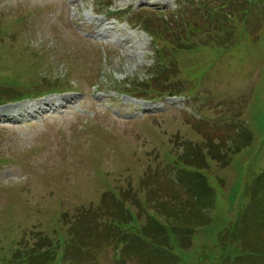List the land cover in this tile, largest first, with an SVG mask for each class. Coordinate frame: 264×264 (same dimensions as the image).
Listing matches in <instances>:
<instances>
[{
  "label": "rangeland",
  "instance_id": "rangeland-1",
  "mask_svg": "<svg viewBox=\"0 0 264 264\" xmlns=\"http://www.w3.org/2000/svg\"><path fill=\"white\" fill-rule=\"evenodd\" d=\"M142 8L162 11L156 22L160 51L141 28L128 24ZM202 8L224 14L213 21L199 15ZM127 9L126 16L115 15ZM168 94L181 98L171 105ZM62 97L72 104L58 112L12 117L15 123L0 118V264L45 241L55 252L48 264H115L116 240L100 246L77 228L89 212L109 239L121 237L119 264L152 262L142 250L176 258L177 264H264V228L254 234L243 225L245 217L259 220L264 213V203L258 208L250 200L264 182V0H0V104ZM153 99V109L145 110L143 103ZM235 115L252 141L226 166L206 160L208 168L199 174L212 192L213 208L209 223L195 229L183 248L184 233L176 234L168 217L191 212H178L182 205L173 202L156 215L152 208L161 203L152 200L168 193L159 184L158 194L149 179L157 173L162 181H180L181 165L171 164L183 145L207 143L190 125L209 120L224 134ZM209 144L217 155L220 143ZM109 199L116 202H105L108 214L101 203ZM112 206L134 216L124 232L114 226L108 231L119 219ZM147 213L162 226L166 249L135 230L145 225ZM254 240L261 243L258 251ZM73 241L85 249L72 251Z\"/></svg>",
  "mask_w": 264,
  "mask_h": 264
},
{
  "label": "trees",
  "instance_id": "trees-1",
  "mask_svg": "<svg viewBox=\"0 0 264 264\" xmlns=\"http://www.w3.org/2000/svg\"><path fill=\"white\" fill-rule=\"evenodd\" d=\"M138 18L139 20H141L143 18V15L142 18L141 17ZM142 25L145 31H147L150 34V36H152V38L155 41V44L159 45L157 41V38L159 37V35L157 34L158 32L157 28L148 22ZM192 127L196 132H198L201 136L204 137V140H206L207 143L202 146L183 145L182 155L178 157L177 160L173 161L174 166L177 167L178 165H181L184 168V170L181 171V175H180L182 181L186 179L188 175H191L190 183L189 185L187 184L186 192H182V188H178L168 181H164V180L162 181V179H158L157 178L158 175L156 174L154 175L153 178L149 179L151 181L153 180V182L148 180L146 182L147 184L145 183V185H148V182H151V186H153L152 188L155 189L158 192V194L160 193V191H162V189L160 188L157 189V185L160 186L159 184H162L164 185V189L166 190V193H168V195L164 197H160L161 195L160 196L158 195L159 197H157L155 200H152L153 202L152 204H154V206L155 204H157V202L161 203L152 208V210L156 212L155 213L156 215H158L159 212L161 211L160 208L162 209L165 207L170 208L173 202L178 203V205L180 204L182 205V208L175 210L178 211L185 208L189 210V212H191V213H187L186 216L185 215L182 216L183 210H181L180 212L178 211L179 213L177 212L178 214H175L176 217L174 216L168 217V219L174 220V223L172 224L175 233L176 234L177 233L181 234L182 232L184 233V236H182L181 244H180L183 248H188L190 246V236L195 229L203 227L209 223V213L213 208L212 192L209 189V187H207L204 177H202L199 174V171L208 168L206 160L210 159L212 161H215L221 166H226L229 163L232 155L238 153L240 150L247 147L252 141L251 133L244 130L245 128H243V130L246 132L245 135L240 136L236 134V132L239 134V130L242 129L241 126L228 127L224 134L220 133V131L218 132L211 131L209 128H206L203 125L200 126V124L197 123L194 124V126L192 125ZM214 139H216L220 143L217 147L218 148V151L216 152L217 155H213L215 152V146H213L212 144H209L207 146L208 141L212 142L214 141ZM187 169L189 172L186 173ZM262 185H264V182ZM262 185L258 186L259 190H257L254 195H251V199H252L251 201L253 204L255 203L257 207H258V203H264V187ZM124 198L126 202L129 201L128 196H125ZM105 202L107 203L110 202L111 204H113L116 201L109 199L108 201H103L101 203V210L109 214L110 209L109 206L105 204ZM174 205L175 203L173 204V207ZM111 210H114L116 212V214L118 215L116 217H118L119 219L115 218L116 226L114 225V223L109 224L108 231L114 229V227L118 228V230L116 229L115 231H123V230L125 231V227L129 223L128 220L134 216L129 211L125 213L128 209L124 212L121 206H112ZM262 215L264 216V213L261 214V217L259 216V220H257L255 216L250 218L245 217L246 222L243 224L244 229L245 230L248 229L250 231L249 226H251L254 234H258V232H260V229L262 228L263 230L264 228V218L262 217ZM93 216L94 215L91 214V212H89L82 219L83 221L82 223H80L82 217L79 218V220L77 221V228L81 231V233H83L84 239L90 240L91 238H93V243L98 242L100 245L103 243H107L109 240H111L108 238L110 235L107 234L106 232L107 229L104 230L100 229L101 225L100 227H96L97 225V223H95L96 218L95 216L94 217ZM162 216L166 217L165 215ZM129 228L131 229V231L134 230L132 225ZM182 228L185 229V231L182 230ZM73 229L74 228L71 227V230ZM99 229L100 232L98 233ZM135 230L140 231L142 233V236L147 242L157 244L159 248L161 247L166 249V244H165V241L167 240V239L165 240L166 234L164 233V230L160 225V223L154 221L153 218L151 219L148 218L145 225L141 227L140 230L138 228ZM103 232H105V235L104 238L101 239L100 236L102 235ZM76 233H78V231ZM91 233L95 234V237H90ZM112 237L114 238L113 240L116 239L118 243L122 242L121 237H116V236H112ZM241 239L242 242L244 243L248 242L243 238ZM239 240H238V245L240 244ZM254 242L259 244V240L258 241L254 240ZM93 243L91 244L93 245ZM260 244L254 246L255 247L254 250L258 251L257 249H260ZM92 245H89L88 248H90ZM80 247L81 245H78L77 243L74 242V247L72 251L74 250L80 251L81 250ZM249 247L251 248V246ZM245 249H249V248H245ZM141 253L145 254V257H148L152 260V262L150 263L148 262V264H177L176 258L165 259L166 258L165 256L161 258L162 255L160 253L159 254L161 256L156 252H148L146 250H142ZM21 256H19V252L16 253L9 263L10 264H48L54 259L55 252L54 249L51 248V244L48 241H45L42 245L39 244L36 245L35 247H32L26 253H24V255ZM154 256H157V258H160V260H154L153 259ZM255 256L256 258L258 257L261 258L259 254ZM126 261L128 260H125V262ZM90 263L93 264L92 261L87 262V264ZM239 264H243V262L240 261Z\"/></svg>",
  "mask_w": 264,
  "mask_h": 264
},
{
  "label": "bare ground",
  "instance_id": "bare-ground-1",
  "mask_svg": "<svg viewBox=\"0 0 264 264\" xmlns=\"http://www.w3.org/2000/svg\"><path fill=\"white\" fill-rule=\"evenodd\" d=\"M148 8H151V7H148ZM150 10L151 9H147V11H150ZM66 13H67V11H66ZM92 27L95 29H98L101 26H100V24H95ZM92 27L90 29H92ZM90 41L93 43L95 42V40L94 41L90 40ZM55 101L56 102L61 101V102L56 104ZM68 101H69L68 97H62V98L54 99V101L48 99V100H44L43 102H38L36 104H20V105H16L13 107L6 108V110H8V112H5V110H1L0 118L3 119L4 121H8L10 123H15V121L12 119V117H15L16 121H18L19 118H22L25 115L34 116V114L36 115L39 112H41V113L42 112H49V111L58 112V108L66 107L67 103L69 105L72 104V102H68ZM98 106H102V103H99ZM127 106H129V105H127ZM0 122L3 123V121H0ZM3 124H5V123H3Z\"/></svg>",
  "mask_w": 264,
  "mask_h": 264
}]
</instances>
